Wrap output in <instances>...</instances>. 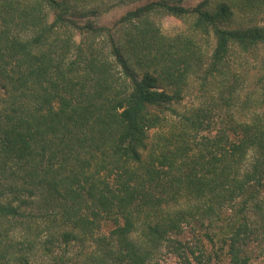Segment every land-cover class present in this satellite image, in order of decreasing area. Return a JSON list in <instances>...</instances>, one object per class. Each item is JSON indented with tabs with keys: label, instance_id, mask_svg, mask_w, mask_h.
Listing matches in <instances>:
<instances>
[{
	"label": "trees",
	"instance_id": "16d2710c",
	"mask_svg": "<svg viewBox=\"0 0 264 264\" xmlns=\"http://www.w3.org/2000/svg\"><path fill=\"white\" fill-rule=\"evenodd\" d=\"M183 1L146 2L109 28L74 22L66 0H0V162L15 179L10 201L0 190V264H34L33 243L12 236L30 232L21 208L32 197L61 242L91 244L55 264H156L162 249L181 264H250V242L264 251V117L231 110L201 135L203 110L166 114L192 78L239 103L230 57L264 53V26H230L238 12L264 13V0ZM159 15L187 27L167 35ZM101 220L107 235L93 233ZM185 226L194 244L176 239Z\"/></svg>",
	"mask_w": 264,
	"mask_h": 264
},
{
	"label": "rangeland",
	"instance_id": "374dc122",
	"mask_svg": "<svg viewBox=\"0 0 264 264\" xmlns=\"http://www.w3.org/2000/svg\"><path fill=\"white\" fill-rule=\"evenodd\" d=\"M61 1V0H60ZM69 2L71 8V14L68 17L79 25L85 23H92L95 26H104L112 28L116 21L122 17L126 12L133 10L134 8L145 4L146 2H151L154 0H66ZM203 0H185L182 2V6L185 8H191L200 3ZM26 2V0H25ZM15 6V5H14ZM21 6V5H20ZM16 13V12H15ZM155 22L160 27L163 33L167 35H173L178 32H183L186 29V25L183 21L176 19L168 15H159L155 18ZM264 26V13L256 14H242L237 13L233 18L231 28H237L240 26ZM26 33H29L28 31ZM116 39H120L119 31L116 32ZM76 42H79L80 37L75 36ZM202 50L210 54L214 47V40L209 39L205 43L201 44ZM264 53H257V56H245L234 51L233 55L230 57V65L232 71H236L242 78L239 81V103L232 107L227 108L223 103V96L227 94L223 89V95H221L220 90H216L213 87L202 86L201 81L198 78L190 79L188 86L185 91L182 92L180 98L177 102H173L171 109L175 110V113L170 111L166 112L168 119L175 120L181 114L192 112L193 110L201 109L207 115V121L205 123L209 124V131L202 133L211 134L223 129L225 123L227 122L229 116L231 115V110L237 118H245L251 112H255L258 115L264 117V101L260 99L258 82L257 80L264 78ZM5 98L4 90L0 83V112L4 113V103ZM222 98V99H221ZM233 112V111H232ZM2 123V119H0ZM1 126V125H0ZM156 138V132H149L148 143L153 142ZM0 162V190L3 191L4 197L10 201L12 195L8 190V186L15 181L8 177V173L1 169ZM18 185H21V181L17 180ZM21 192V193H20ZM17 194L22 199H29L28 194L25 191L17 192ZM21 194V195H20ZM34 205L29 207H22L21 210L28 216L22 218V222L29 224L31 226L30 232L26 233L22 227H18L14 230L12 236L17 241H22L27 243L31 241L33 243V253L31 260L34 264H55L60 262V258L74 259L77 254L91 248L90 243L83 242H71L65 245L61 242L59 237L60 228L57 223H50L47 218L43 215L44 209L40 206L38 198L32 197ZM13 204H19L16 201ZM33 222V223H31ZM190 226H185L182 234L176 239L180 240L184 244H194L195 239L194 231L189 229ZM113 228V223L111 220H101L95 223L94 234L107 235L109 231ZM203 232V231H202ZM52 240V241H51ZM52 243H51V242ZM49 248V250H47ZM247 255L251 258L250 264H263L264 251L263 248H259L256 241L250 242L245 248ZM156 264H181L180 259L176 258L174 255L168 253L166 249H162L158 255V260Z\"/></svg>",
	"mask_w": 264,
	"mask_h": 264
}]
</instances>
